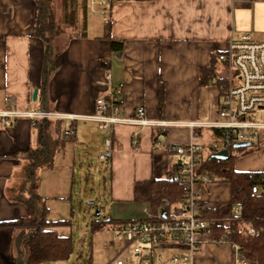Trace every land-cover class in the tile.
<instances>
[{
    "label": "crops",
    "instance_id": "obj_1",
    "mask_svg": "<svg viewBox=\"0 0 264 264\" xmlns=\"http://www.w3.org/2000/svg\"><path fill=\"white\" fill-rule=\"evenodd\" d=\"M106 1L109 6L103 8L92 5L90 0H0V111L49 109L74 115L91 114L98 97L120 86L122 108L116 115L135 118L137 109L144 107L147 119L168 123L166 126L117 124L101 129L97 122L78 119L73 123L75 136L66 137L64 132L72 122L53 118L54 122L43 124L41 141L40 128L33 126L31 118L20 117L8 126L0 117V222L27 214L24 204L27 196L14 193L18 188L16 179L28 166L31 156L39 160L43 155L36 157L41 143L45 167L53 170L61 165L68 177L69 160L65 159L64 164L56 161V156L66 157L75 150L64 139L95 147L98 141L102 142L98 130L107 133L103 152L108 150L110 141L107 165L113 205L126 209L123 214L117 212L121 217H107L108 224L116 227L143 219V207L149 203L134 201L135 182L166 176L178 160L172 147L190 141L193 129L187 123L209 122L218 116L223 97L212 79L206 81L205 71L213 57L226 50L231 40L246 34L254 41H264V0ZM62 2L66 8L70 6V14L76 20L80 19L78 30L71 38L65 36L61 45L58 39L67 34L65 31L55 36L45 35L49 39L46 43L37 35V26L50 19L47 13L50 6L54 8L57 4L53 11H58V16L63 14ZM89 9L99 14L95 18L99 21L89 17ZM102 10L107 20L102 17ZM91 27L94 35L87 32ZM45 28L44 34H52ZM111 40L123 42V50L113 51ZM218 63L217 60L216 67ZM52 66L45 96L41 93L44 72ZM107 73L111 74L110 80ZM35 89H38L36 101ZM208 129L212 138L204 137ZM194 130L208 141L217 140L211 127L198 126ZM157 142L161 145L156 146ZM254 143L252 151L237 155L235 170L264 172V130ZM212 155L205 153L204 157ZM223 183L212 181L194 186L206 204L204 208L231 199L230 185ZM53 196L63 198L68 193ZM132 212L135 213L128 216ZM18 236L19 228H0V264H23L20 256L23 245ZM121 241L116 257L121 264L132 262L133 246ZM235 247L228 241L201 244L195 251V263L238 264Z\"/></svg>",
    "mask_w": 264,
    "mask_h": 264
},
{
    "label": "built area",
    "instance_id": "obj_2",
    "mask_svg": "<svg viewBox=\"0 0 264 264\" xmlns=\"http://www.w3.org/2000/svg\"><path fill=\"white\" fill-rule=\"evenodd\" d=\"M90 1L92 5L103 8L109 6L106 0ZM100 13L107 20L104 10ZM217 60L219 63L212 83L219 87L223 97L218 116L209 122L187 123L193 129L190 141L172 147L178 160L166 174L168 180L184 186L187 196L181 199L178 208H172L165 215L162 211L153 212L151 204H145L143 219L123 222L114 227L115 240H124L134 248V260L125 264H196L194 255L197 246L216 242L210 236L207 222L203 219L206 208L194 189L197 183L207 184L214 180L208 176H199L198 168L205 153L212 155L230 149L236 142L257 141L264 130V121L256 119L255 114L257 110H264V41H254L250 34L231 40L226 50L218 54ZM106 78L110 80L111 74L107 73ZM122 96V87L112 88L108 94L96 99L91 114L74 115L47 109L32 112L4 110L0 111V117L8 126L20 117H29L33 123L49 118L67 119L72 123L64 132L66 137L75 136L76 126L73 123L78 119L97 122L101 129L117 124L167 125V121L147 119L144 107L137 109L135 118L116 115L122 108ZM198 126L220 128L224 136L220 140L204 141L203 136L194 130ZM108 145V150L100 154V159L110 158V141ZM134 145H137L136 140ZM160 145V142L156 143V146ZM252 191L255 196L263 192L257 186ZM241 210L242 205L238 204L235 211L240 213ZM254 231V228H249V233ZM173 250L186 251L174 253L171 252ZM235 254L238 264H249L239 256L237 246ZM111 264L121 263L115 259Z\"/></svg>",
    "mask_w": 264,
    "mask_h": 264
},
{
    "label": "trees",
    "instance_id": "obj_3",
    "mask_svg": "<svg viewBox=\"0 0 264 264\" xmlns=\"http://www.w3.org/2000/svg\"><path fill=\"white\" fill-rule=\"evenodd\" d=\"M64 3L66 4V2ZM57 6L56 4V8ZM62 6L64 17H70L68 12L70 6L67 5L66 8L63 2ZM83 6L86 8L85 4ZM38 9L42 12L41 4H39ZM37 35L49 43V39L44 34V28L41 26H37ZM111 41L113 51L123 50V42ZM216 61L217 57L214 56L211 65L205 69L208 74L206 81L216 76ZM53 67L50 71L44 72L41 93H44L45 96ZM201 74H204V70H201ZM160 109L162 110V104ZM46 120H36L33 123V126L40 128L41 141H43L42 126ZM56 120L63 121L62 119ZM212 129L217 140L223 138L224 135L220 128ZM252 145L256 146V143L252 142ZM234 149V147L230 148L227 158H219L214 155L204 157L203 155L200 160L199 176H208L214 181L227 182L231 188V199L207 205L203 219L206 220L210 236L214 240L217 242L228 241L236 245L239 256L249 264H264V172L235 170L234 162L237 155L233 152ZM236 149L240 150L243 147ZM38 154L45 155L42 143L41 148L37 150L36 157ZM254 186L263 191L261 195L252 194ZM185 196L187 193L184 186L176 181L168 180L166 176L153 177L150 180L137 181L134 184V201L151 204L155 213L169 212L172 208H178L181 199ZM39 197L35 191H32L31 196H27L24 202L27 214L15 220L0 222V228L17 229L23 227L26 229V233L22 237L24 249L28 248L29 250L25 264H43L47 261L66 260L73 250L72 237L60 235L55 228L68 222L67 220L51 221L46 219L44 212L38 207ZM238 204L242 205L240 213L235 211ZM107 224L108 221L105 218L96 223L93 229L95 231L101 230ZM250 227L254 228V233H249Z\"/></svg>",
    "mask_w": 264,
    "mask_h": 264
},
{
    "label": "rangeland",
    "instance_id": "obj_4",
    "mask_svg": "<svg viewBox=\"0 0 264 264\" xmlns=\"http://www.w3.org/2000/svg\"><path fill=\"white\" fill-rule=\"evenodd\" d=\"M45 5L47 6L48 2ZM55 8L52 6L49 7L47 13L50 19L46 20V23L43 21L41 27L44 28L46 26L45 30L52 33L49 35L45 34L47 36H55L58 35L56 33H60L59 31H65L67 34H63L64 37L61 36L58 39L60 41L58 44L61 45L64 38H71V35H74L73 32L78 30L80 19L76 20L70 14L69 10L68 12L71 18L69 16L64 17V14L58 16L57 13L59 12L53 11ZM91 11L92 9H89V17L91 16L96 20L95 18L99 14ZM45 17L48 19L47 15ZM87 32L89 35H94L95 33L92 27ZM8 110L17 111L15 109ZM255 114L256 119L264 121V110H257ZM47 122L51 123L54 120L53 118H49L44 123ZM210 131L209 129L206 130V136L204 137L212 138ZM98 133L102 142L99 143L98 141L95 147L87 143L84 146L77 145L78 142L72 143L70 138L64 139L68 144H73L75 150L72 149L69 151L66 157H64V154L56 156V161L59 164H64L65 159L69 160L68 177L65 176L66 172L62 169L61 165L53 170L45 167L46 156L42 155L41 157L43 158L40 157L39 160H33V156H31L27 161L28 166L24 168V172L20 173L16 179L18 188L14 192L15 194L31 196L32 191H35V194L37 193L40 196L38 198V207L44 212L46 219L51 221L67 220L68 222L67 224L58 225L55 229L60 235L72 237L74 245L69 258L66 260L47 261L43 264H111L115 259L120 261L116 256L118 254L117 250L120 248V243L123 241L115 240V224H107L103 229L98 231L93 229V226L103 219L112 215L121 217L117 212L122 214L124 213L122 211L126 212L125 208H116L113 205L110 174L107 165L108 161L100 159L99 157L100 153L105 149L103 139L107 133L102 130H98ZM204 137L203 140L208 141ZM101 148H103V151ZM254 148L255 146L251 145L240 150L234 149L233 152L239 157L244 156L243 154L252 151ZM64 193H68V196H64L63 198L53 196L64 195ZM90 201H94L93 204H90ZM97 209L101 212L100 216L97 215ZM119 209L122 210L119 212ZM133 209L135 210L134 206ZM134 213H129L128 216ZM25 233V228H19V241L22 240V236ZM127 250H125V253ZM28 254V248L24 249L22 246L20 248V256L23 264H25V259Z\"/></svg>",
    "mask_w": 264,
    "mask_h": 264
},
{
    "label": "water",
    "instance_id": "obj_5",
    "mask_svg": "<svg viewBox=\"0 0 264 264\" xmlns=\"http://www.w3.org/2000/svg\"><path fill=\"white\" fill-rule=\"evenodd\" d=\"M118 55H121V53H118ZM37 93H38V89H35L33 92V99L36 101L37 100ZM252 144L251 141H241V142H236L234 144L235 148H240V147H247L250 146ZM229 149H223L217 153L214 154V156L219 157V158H227L229 156ZM94 201H90V204H93ZM101 212L99 209H97V215L100 216ZM163 214L165 215L166 212L163 211Z\"/></svg>",
    "mask_w": 264,
    "mask_h": 264
}]
</instances>
